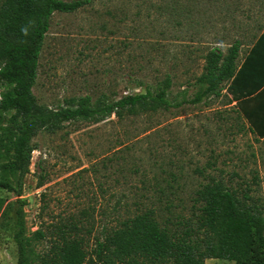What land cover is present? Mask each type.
Segmentation results:
<instances>
[{
  "label": "rangeland",
  "instance_id": "374dc122",
  "mask_svg": "<svg viewBox=\"0 0 264 264\" xmlns=\"http://www.w3.org/2000/svg\"><path fill=\"white\" fill-rule=\"evenodd\" d=\"M249 2L89 0L75 12L53 14L33 87L40 104L57 107L85 95L116 100L155 88L170 75L172 105L38 133L20 197L28 233L87 210L98 234L113 222L119 200L125 213L161 199L157 207L167 215L158 188L170 195L169 185L176 190L174 210L189 216L196 191L211 177L250 184L264 207V139L231 105L227 84L218 97L189 102L200 89L207 52L217 47L227 53L238 40L246 47L263 26V11L244 10ZM17 195L0 188V264H18ZM47 249L46 239L35 244L37 252Z\"/></svg>",
  "mask_w": 264,
  "mask_h": 264
},
{
  "label": "trees",
  "instance_id": "16d2710c",
  "mask_svg": "<svg viewBox=\"0 0 264 264\" xmlns=\"http://www.w3.org/2000/svg\"><path fill=\"white\" fill-rule=\"evenodd\" d=\"M87 3L89 0H0V188L19 197L14 234L18 264H206L207 259L264 264L263 203L252 195L250 184L234 186L223 178L211 177L196 191L189 216L174 210L170 195L176 190L169 185L170 195L166 188H158L166 196L167 215L157 207L161 199L150 207L138 203L135 212L128 209L125 213H121L119 200L113 207V222L104 224L98 234L87 210L79 217L44 224L28 233L26 202L20 197L38 133L57 132L66 123H99L112 115L124 119L172 105L170 75L155 88L116 100L103 96L94 102L85 95L70 97L57 107L39 103L33 87L51 18L55 12H75ZM240 49L238 40L227 53L217 47L207 52L197 78L200 89L189 102L200 103L206 95L218 97L227 84L249 130L262 139L264 88L259 89L264 86V33L238 68ZM257 178L254 175L253 182ZM45 239L48 249L37 252L35 244Z\"/></svg>",
  "mask_w": 264,
  "mask_h": 264
},
{
  "label": "crops",
  "instance_id": "0c3cea01",
  "mask_svg": "<svg viewBox=\"0 0 264 264\" xmlns=\"http://www.w3.org/2000/svg\"><path fill=\"white\" fill-rule=\"evenodd\" d=\"M247 1H250V2L248 3L246 9L244 8V10L255 11V12H262V11L264 12V0H247ZM262 25L263 26H259L260 29L258 30L257 34H254L252 36L250 43L248 45H246V47H245V45H243V43L240 42L241 43V49H240L239 57L237 59L238 68H240L242 66V64L244 63V61L248 57L249 53L251 52L252 47L255 44V42L264 33V21H263ZM263 88H264V86L259 90L261 91ZM231 105H233V106L237 105V101L233 99ZM262 139H264V138H262Z\"/></svg>",
  "mask_w": 264,
  "mask_h": 264
}]
</instances>
